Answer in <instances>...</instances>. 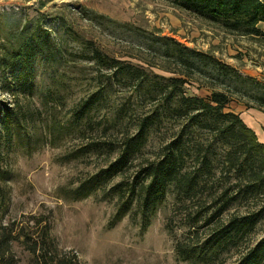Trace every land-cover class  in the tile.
<instances>
[{"label":"rangeland","instance_id":"374dc122","mask_svg":"<svg viewBox=\"0 0 264 264\" xmlns=\"http://www.w3.org/2000/svg\"><path fill=\"white\" fill-rule=\"evenodd\" d=\"M38 21L50 27L51 37L61 48L60 64L54 73L37 74L31 98H12L0 89V102L10 105L17 101L31 114L20 129L19 141L4 144L0 165V186L7 193L0 220L17 237L12 252L18 264H34L23 244L24 236L35 241L46 226L59 254L75 255L81 264H192L179 258L175 246L199 245L210 234L215 222L206 224L199 215L200 204L209 205L204 199L183 204L168 194L145 229L133 203L115 219L122 203L108 189L130 183L141 167L156 158L160 136L149 138L128 167L109 178L104 190L77 198V188L116 159L125 137L134 132L136 117L149 108L132 89L114 86L108 101L94 111L90 125L69 123L71 111L96 88L100 83L97 75L103 72L82 58L89 47L86 43L111 59L141 66L149 75L168 77L172 74L163 69L175 66L162 54L161 39L169 38L201 53L203 69L211 67L210 60L215 61L258 85H264V45L162 0H0V54L13 42V28ZM195 78L206 82L200 75ZM238 84L219 74L216 89L225 91ZM243 86L257 91L253 83ZM185 87L188 94L209 97L210 90L193 79ZM48 88L56 93L46 95ZM237 95L231 94L226 109L238 113L247 126L255 119L262 126L257 130L264 131V113L248 108V97ZM124 102L133 107L127 127H107V120ZM257 115H261L258 120ZM263 234L264 223L257 234L239 247L224 249L209 264H235Z\"/></svg>","mask_w":264,"mask_h":264},{"label":"trees","instance_id":"16d2710c","mask_svg":"<svg viewBox=\"0 0 264 264\" xmlns=\"http://www.w3.org/2000/svg\"><path fill=\"white\" fill-rule=\"evenodd\" d=\"M162 1L264 45V0ZM11 36L10 47L0 54V89L12 98H31L36 92L37 74L53 72L60 64L61 48L51 37L50 27L39 21L13 28ZM161 40L162 54L175 66L163 69L172 74L168 77L149 75L141 66L111 59L86 43L89 47L82 58L103 72L97 75L100 83L96 88L73 108L69 123L90 125L94 111L108 101L114 86L132 89L139 99L148 102L149 108L136 117L134 132L125 137L116 159L77 188V198H85L99 188L104 190L109 178L123 172L149 138L160 136L156 158L141 167L130 183L108 189L122 203L115 219L125 214L133 203L140 214L141 228L145 229L168 194L183 204L205 200L209 205L200 204L199 215L206 224L215 222L213 229L201 244L186 247L178 243L175 250L183 261L209 264L224 249L239 247L257 234L264 223V144L238 113L226 109L234 93L248 97V108L264 113V85L215 61L210 60L211 67L203 69L205 58L201 53L169 38ZM205 64L208 66L209 61ZM219 74L240 84L231 89L226 87L225 91L217 90ZM195 75L206 78V82L198 81ZM191 79L210 90L208 98L187 93L185 85ZM246 83H253L257 91L246 89L243 86ZM52 93L55 90H46V95ZM127 102L107 120V127L126 125L133 111ZM30 116L29 109L17 101L10 105L0 102V165L4 144L12 139L19 141L20 129ZM6 199L7 193L0 186V210ZM233 208L235 212L230 213ZM47 228H42L35 241L30 242L24 236L23 244L33 263L81 264L75 255L59 254ZM13 232L0 220V264H18L12 252V243L17 239ZM235 264H264V234L245 249Z\"/></svg>","mask_w":264,"mask_h":264},{"label":"crops","instance_id":"0c3cea01","mask_svg":"<svg viewBox=\"0 0 264 264\" xmlns=\"http://www.w3.org/2000/svg\"><path fill=\"white\" fill-rule=\"evenodd\" d=\"M262 115L264 116V114H262ZM255 118L258 120L259 118H261V115H257ZM262 118H263V117H262ZM263 120H264V119H263ZM252 122H253V123H250V124L248 125L249 128H251V129L254 131V133H255V135H256L258 141L264 144V131H260V132H259V131L257 130V128H261L262 126H258V125H257L258 123L256 122L255 119H253ZM263 128H264V125H263Z\"/></svg>","mask_w":264,"mask_h":264}]
</instances>
